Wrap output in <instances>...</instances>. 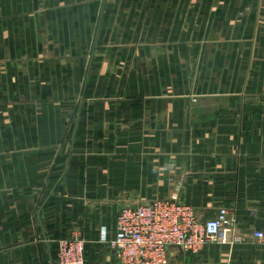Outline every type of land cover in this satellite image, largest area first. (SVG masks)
I'll list each match as a JSON object with an SVG mask.
<instances>
[{"label":"crops","instance_id":"crops-1","mask_svg":"<svg viewBox=\"0 0 264 264\" xmlns=\"http://www.w3.org/2000/svg\"><path fill=\"white\" fill-rule=\"evenodd\" d=\"M171 197L264 264V0H0V264H115L119 210Z\"/></svg>","mask_w":264,"mask_h":264},{"label":"built area","instance_id":"built-area-1","mask_svg":"<svg viewBox=\"0 0 264 264\" xmlns=\"http://www.w3.org/2000/svg\"><path fill=\"white\" fill-rule=\"evenodd\" d=\"M234 218L219 208L202 220L175 197L123 206L116 218V233L108 242L115 264H169L171 250L197 254L209 244L239 241L233 236ZM264 241V232L253 233ZM85 241L79 234L56 242L57 264H85Z\"/></svg>","mask_w":264,"mask_h":264},{"label":"rangeland","instance_id":"rangeland-1","mask_svg":"<svg viewBox=\"0 0 264 264\" xmlns=\"http://www.w3.org/2000/svg\"><path fill=\"white\" fill-rule=\"evenodd\" d=\"M231 244L233 243L209 244L197 254L181 253L176 250H171L169 264H232L230 261L232 257L230 260L228 259ZM250 248L258 249V246L256 244H249Z\"/></svg>","mask_w":264,"mask_h":264}]
</instances>
